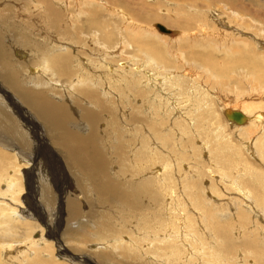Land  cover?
I'll use <instances>...</instances> for the list:
<instances>
[{"label": "bare ground", "instance_id": "bare-ground-1", "mask_svg": "<svg viewBox=\"0 0 264 264\" xmlns=\"http://www.w3.org/2000/svg\"><path fill=\"white\" fill-rule=\"evenodd\" d=\"M77 1L78 2L70 0L71 3H82L81 7L83 5L85 7L92 5L94 6L95 4L99 3H104L105 6H109V8L113 10V12L110 13V17H117L123 24L122 28L124 30L122 42L123 44H126V48L124 46H120L122 49H116L115 51L117 52L109 51L114 49L115 46V48H117V43H113L115 33L112 30L109 31L110 26L108 24H106L105 22L104 24L98 23L97 19L94 18L90 19L89 22L91 26H94V28L87 30L86 36L90 37L91 43L94 42V45H97L100 50L107 49V51L105 52L106 54L103 53V56L100 55V57L97 54L93 53V51H85L83 49L81 50L79 49V47L76 48V46H78L77 41H73V43L71 44L69 43L70 46L64 48L60 44H55V41L53 40L54 42H48L47 45L42 47V49H37L35 48L38 46V44H36L34 41V39L36 38L33 34L34 31L27 30V28L35 29L34 24L43 20L42 22L47 23V25L52 30H54L56 26L60 22H62L60 21L61 14L57 8V4L67 2V0H0V80L2 81L1 83L8 90L13 92V95L17 99H19L29 111L36 115L35 117L43 122L47 132L52 136L51 139L53 144L62 151L67 163L71 167L76 169V171L79 173L78 175H81V178L85 176L86 180L90 183L96 193L99 194V196L97 195L99 199H102L104 203L107 204L112 200V202H114L115 199L113 198L116 196L119 199L118 205L127 208V206L129 207L133 204V194L135 195L134 200L140 195H136L137 192L135 188H133L135 185L133 187L127 186L126 188H122L123 186H118V184L114 182V179L113 177H111L112 175L110 176L109 172L110 163H108L107 157L104 155V153L99 151V148L96 145L97 134L100 133L99 123L101 124V116L103 115V113H108L113 119V122L108 123V126L110 125V127H112V129H108V132H116V139H114L116 141L117 138H121V136L117 134L121 133L124 137V131L127 128H125L124 126L122 127V123H124L122 122V117H124V119L128 121L126 122L127 126L129 125L128 123H133L134 125L136 124L134 122H137L139 124L136 125L135 129L137 130L140 128L143 131L141 132L139 130L141 132V137H139L135 143L147 147V149H150L151 141L154 138L157 139V143H164V140L166 138L168 139V135H170L171 133V131L169 130L174 129L175 132H173V134H179V136L183 138L181 142H178V144H176V142L174 146L176 147V149H179L180 146L188 147V150L178 152L180 157L173 159V162H180L182 159H184L186 156V152H188L190 149L197 153L198 149L207 150V148H209L207 152L210 154L209 157H212V154L214 159L216 156L218 157V160L216 162L222 164L225 163L223 161H226L225 164H227L228 167L234 166V151L232 150L233 146L227 140L228 135L224 132L225 128L230 130L231 128L225 127V124L221 122V124L217 127V131L219 133L215 134L214 141L217 140V142H215L216 148L221 153H215L216 148L212 146L211 136L207 133L210 131H207L205 134H203L202 129L206 130L208 128L205 124V121L207 120V114H209L210 110H212V107L214 106L213 99L216 101L218 99L214 98L215 92H217L218 90H222L225 85L224 83H231V78L235 79V77H231V73L233 74L237 70L239 65L247 64L250 65L251 68L257 69L258 73H256V75L254 74V79H256L255 84L260 85L262 82H264V58L257 57L256 55L253 59L247 60L242 56L241 53L235 52L244 51V49L248 46L253 47L256 51L257 49H259L256 45L258 44L261 46L258 34H264V0H161V3L167 2L176 4L175 9L166 7L161 11L158 10L160 8L158 6V1H156L154 4H152L149 0H106V2H104V0ZM10 3H12V6L10 5ZM67 4L70 5V3L68 2ZM13 5H15V7ZM26 5H28L29 11H27L28 9L26 10L25 7L24 9L29 13L25 15H27L26 17L28 18V21L30 20L29 23L26 19H23L25 16L23 18H20V15H24V11L21 10V7ZM116 5H122L120 6L122 10L120 9L119 13L116 12L117 8H119ZM61 6L64 7L63 5ZM70 7L73 6L70 5ZM100 7L101 5L99 6V8ZM79 10L80 9H77L75 12ZM80 11L78 13H82V11ZM73 19H69L70 27H68L71 30L67 31V33L70 34L74 31L75 27L78 26L75 25V21H73ZM118 19H115L113 25L117 29L118 22H116V20ZM151 21H162L166 25L179 27L182 29V32L176 33V31L165 27L161 22H155L153 23V27L155 29H157L155 27V24L159 23L160 25L171 31L170 33H163L157 29L159 33L164 34L160 35L156 32V30L149 28L151 27ZM13 22H16L17 24H13ZM24 24H26V26L21 27ZM69 28H65V31ZM75 30L79 31L77 29ZM61 31L59 36L60 40L63 37L62 35H64ZM81 31H83V29ZM15 33L20 36L18 37L19 39L16 38L17 41L14 42L13 39L11 40L10 38L11 36L13 37V34ZM256 34L257 36H255ZM197 36H203V38L205 39H199ZM128 38L131 39L129 42H126ZM179 41L181 42L182 46L186 48V51H184V54L182 55L184 63H179L174 58H170L169 56H167L168 50L160 48L162 42L163 44L167 45L171 42L178 43ZM6 42H8L10 46H15V48L10 52L13 57L17 58V60H25L27 62L30 59L31 54L32 56L38 55L40 57L39 59L42 60L39 68L43 70V73H41V71L38 69L40 71V75L33 74L32 76H29L27 73L24 74L23 69L25 68V66L18 64L16 63V61L9 58V45H7ZM196 45H204L207 47V49H210V52H205L204 54L194 52L193 47H195ZM32 46H35L34 49ZM16 47H18V49H16ZM24 47L34 51H29L32 52L30 54L29 52L24 51V49L22 50V48ZM127 48L131 50H137L139 51V54H137L133 58H127L126 60V57L124 56V58L118 59V55L120 54V52L118 53V51H122L123 49ZM94 49L95 48H92V50ZM215 52H219V54H221L220 57H215ZM142 59H144L143 63H138L137 60ZM12 62H14V64H12ZM198 63H200L202 66L200 65L201 67H198ZM195 64L197 65L196 68H204L205 75L203 74V76H201L198 72H194V67L196 66ZM192 66H194V69L192 68ZM30 71L33 72L35 70L34 68H31ZM49 71L55 73L59 77L64 76L71 82L73 81L71 88L67 92H64L62 94L60 93L61 98H56V95L52 96V94L50 93L47 94V91L44 92L43 90H41L42 88H45L46 90V86L49 85L50 82H52L45 76V72ZM213 77L218 78L217 80H213L211 79ZM242 78L239 77V79L244 80ZM236 88L238 89L242 87L237 86ZM211 89L212 91H210ZM134 90L140 92L139 95H141L143 98H145L147 95L150 96L149 99L151 98L155 107L151 108V111H153L155 115H151L146 111L143 113V111L139 107V109L135 107L134 111H137V114L134 115L135 118L131 115L127 116L125 114L122 116L121 111L123 107H120L119 99L122 100L123 94H126V96H128V91H133V93H136L134 92ZM242 92L243 91H240V93ZM211 94H213V97L211 96ZM262 94H264V91ZM73 97L75 106L71 107L69 106L71 104L69 103V100ZM142 97L141 99L143 101ZM61 99L68 100L69 105ZM121 105L123 104L121 103ZM235 105L238 106V104ZM235 105L231 104L229 100L222 102L221 113H223L225 119L235 127L232 128L235 131V136H242L244 139L248 140L244 142L245 149L249 150L252 153L255 150H253L252 141H259L258 151L264 157V112L257 110L261 108V106H259L257 103H246L241 105L239 104V109L236 108ZM5 107V104H3L1 100L0 130L6 132V134H9V136L17 137L19 146H25V144L27 143V138L25 139L23 137V133H19L16 131L14 121L15 118L14 116L7 113V109H5ZM125 107L126 106H124V108ZM181 107H183L184 109ZM230 110L239 111L244 114L245 121L239 123L234 120L227 119L225 113ZM204 113L206 114L205 119H203ZM1 120H4V123H2ZM170 120H173V124L175 123L176 125H178L177 129L175 128V125H170V129L165 130L166 127H164V125L167 123V121H169L170 124ZM117 121L120 122V127L118 126L119 130L116 125ZM251 128H254L255 132H252ZM104 129L107 130V127ZM130 129L133 130V128ZM127 130L128 129H126V131ZM253 133L257 134H254L253 136ZM246 134L251 135L245 137ZM0 137H2L1 133ZM197 137L202 139V142L199 141L201 143V146L199 148L193 147L190 143L188 144V141H190V139H197ZM0 142L6 145L3 142V139H1ZM5 142L8 143L7 138H5ZM127 142L128 139L125 141L119 140L116 142V147L120 150V152L118 153L122 154V161H129V157L131 156L129 154L127 155L125 152V146ZM154 144H156V142ZM165 147L167 148L168 146L165 145ZM212 147L214 148V150L212 149ZM19 149H21V147ZM35 152L36 151H34V153ZM145 152L143 153L145 154L146 158L147 156ZM221 156H223L224 160L221 159ZM147 159L150 160L149 158ZM12 164L13 158H11L6 152L0 150V180L3 179V177H5L6 175V172L3 170L4 167L10 166ZM212 164L214 165V162ZM189 167L191 166H189L188 164L187 168ZM154 168L155 167H153V169ZM168 169V165L161 164V169L155 170L152 173L156 174L160 172L159 174H156L154 176L156 178L164 177L167 173H170V170L167 172ZM206 171L210 175H214L212 174L211 170L207 169ZM191 174L192 171L190 174L187 173V175L185 176L187 179L184 180L185 182L182 184V189H180L183 191L182 193L186 195V199L189 200L188 204H191L192 208L197 213H199L198 219L201 221L203 227L208 231L210 241L207 243L206 249H208L209 256L219 261V259L224 256L225 250L223 251L221 250L222 248L220 249V241L217 237V234L220 236L222 241L228 238V233L225 231V227L228 230L230 218L224 220L229 216H227L228 214L222 207L223 205H216L215 203H211L210 201L206 200L207 198H204V190L202 194V192H200L201 190H198V186L196 187V183L199 179L198 177L201 176L200 171L198 170L195 174ZM240 175H237L236 177L238 178ZM171 178L172 177H168V179L170 180ZM237 178H233L232 180H230V176L225 174L224 176L221 175L219 177V181L217 182L222 183L224 186L223 188L221 187L223 195L233 193L237 195L235 196L237 199H235V197H230V200L232 201L231 203H228L229 207L227 208V210H229V208H233V206H236L238 211L243 213H253L254 211V216L256 219L262 218L264 220V179L261 177L263 179L261 182L253 181L250 189V186L242 187L241 185H239L237 183ZM192 179L193 181H191ZM225 180L230 181L225 182ZM10 183H12L13 185V182L10 181ZM150 184L151 181H143L138 186L143 192H146V190H148L147 188H150ZM12 185L7 186L11 187ZM207 192L209 193L208 190ZM169 193L174 195L172 189ZM167 196L169 195L167 194ZM211 197L212 195L210 194L209 199L213 200L211 199ZM54 199H56V196L53 194H50V196H46V200L48 202L50 201L51 203H53L52 201H54ZM105 199H107V201L109 202H106ZM16 201H18V199L12 197L11 195H9L6 200L0 201V264H8L7 260L3 256H1L4 253L1 254V252L2 250L5 252L11 251V244H9V241H20L17 243H24L25 241H29L28 246L25 250H23L22 254L18 253L19 255H14V257L17 258H19L18 256L21 255L20 261H23L27 264H56V262L52 258L47 260L46 258H44L45 254L49 257L52 251H49V249H51V244L43 240V230L39 232L40 236L36 237L37 239L30 238L27 234V231L30 230L33 226H31L29 220H23L18 217L19 207H17L18 205L15 204ZM172 201L174 200L172 199ZM171 203L168 201L166 203V208L169 207L167 205ZM163 206L164 204L162 205V207ZM80 207V203H78L76 200H67L64 205H60L57 208L59 214H61L62 212L61 208H64L63 216L65 215L64 221L66 224H64L66 225V227H63L64 229L62 231V237H66L65 243H70V237L74 236L75 238L73 239L75 240V243L80 242L79 245H81V243L83 244L86 242L88 235L90 234V230L88 229L89 227H87L88 224H86V222L83 221L82 218L83 209H80ZM28 211V213L31 215L30 208H28ZM147 215L148 214L143 210L140 218L147 221ZM18 219H21V221H19ZM194 220H196V218H192L190 216L188 217V227L192 228V222ZM74 222L79 224L76 228L72 227L71 225V223ZM21 225L24 226V230ZM16 228L18 229L17 232ZM58 230L60 231V229ZM123 241L126 243H130V241ZM110 242H112V240ZM41 243H44V245L41 246ZM38 244L40 247H42L41 250L40 248H38ZM30 251H32V253L34 254L32 257ZM43 251L46 252L44 255H42ZM16 252H20V249H17V251L15 250L14 254ZM104 252L97 256L98 259L104 261L110 259V255ZM28 253L29 255H27Z\"/></svg>", "mask_w": 264, "mask_h": 264}, {"label": "rangeland", "instance_id": "rangeland-1", "mask_svg": "<svg viewBox=\"0 0 264 264\" xmlns=\"http://www.w3.org/2000/svg\"><path fill=\"white\" fill-rule=\"evenodd\" d=\"M72 1L78 2L77 0H72ZM149 1L152 4L158 1L159 3L158 6L160 7V8L158 7L159 8L158 10L160 11L164 10V8L166 7L175 9V6H176V4H171L167 2L161 3L162 2L161 0H149ZM67 2L70 3V5H72L73 7H70V5L67 4ZM67 2H64V3L58 2L59 4H57L58 6L57 8L61 14V17L62 16L63 17L62 18L60 17V21L62 22H60L54 30H52L47 25V23L42 22L43 20H41V22H38V23L36 22V24H34L35 29L27 28V30H31V31L33 30L34 31L33 34L35 35L34 37L37 38V39L35 38L34 41L36 44H38L39 47L34 46L35 48L42 49V47L47 45L48 42L53 41V40L55 41V44H60L64 48H67L68 46H70L71 43H73V41H77L78 46H76V48L79 47V49L81 50L83 49L85 51L86 50L93 51V53L97 54L98 56L100 55L103 56V53L106 54L105 52L107 51V49L100 50L97 45H94V42L91 43V38L86 36L87 30L94 28V26L93 25L91 26V24L89 23L90 19H94V18L97 19L98 23L104 24L105 22L106 24H108L110 26L109 31L112 30L115 33L113 43H117L116 44L117 48H115L116 47L115 46L114 49L109 50V51L117 52L115 51L116 49H122L120 46L125 47L126 44H123L122 42L123 41V30H124L122 28L123 24L117 17L116 18H114V16L110 17V13L113 12V10L110 9L109 6H105L104 3L103 4L99 3L101 5L100 8H99L100 6L99 4H95L94 6L92 5L88 7H85L83 5L81 7L82 3L80 2L79 4L71 3L70 0L69 1L67 0ZM104 2H106V0H104ZM60 4L63 5L64 7H62ZM66 4L69 6H67ZM10 5L12 6V3H10ZM13 6L15 7V5ZM116 6L119 7L117 8V11H116L117 13H119L121 9L120 6L122 5H116ZM24 7L27 10L28 5L21 7V10L26 13L23 12L24 15H20V18H23L25 16L23 19H26L27 22L29 23L30 20L28 21V18L26 17L27 15H25L29 13L27 12L29 11V9L26 11ZM75 8L80 9L82 13H78L80 10L75 12L77 10ZM63 12L64 13L66 12V13L64 14ZM72 16L74 19L72 18ZM70 18L73 19V21H75V25L76 26L78 25L81 30L83 29V31H81L77 26L75 27V29L79 31H76L74 29L75 32L73 31L71 32V34L67 33V31L71 30L69 28ZM14 19H17V18H14ZM115 19H118L116 20V22H118L117 23L118 29L115 26H113ZM151 22H152L150 23L151 27L149 28L156 30L157 33L159 32L157 31V29L153 27V23L155 22H161L165 27H168L169 29L176 31V33L182 32L181 28L166 25L162 21H151ZM15 23L13 22V24ZM24 26H26V24L22 25L21 27H24ZM64 27L69 28V29L65 31ZM21 29H24V28H21ZM59 30L60 31L62 30L61 32L64 34L62 35L63 37L61 38V40L59 37L60 36ZM35 33H38V34H35ZM159 34L164 35L162 33H159ZM19 36L20 35H17L15 33L13 34V37L11 36L10 39L11 40L13 39V41L15 42L17 41L16 38H18ZM51 36H52V39H51ZM64 36L67 39H65ZM255 36H257V34ZM258 36L261 42V46L258 44L256 46L259 49L255 51L253 47L248 46L247 48L244 49V51H235V52L241 53L242 56L247 60L253 59L256 55L257 57L264 58V34L262 35L258 34ZM197 37L199 39L200 38L205 39L203 38V36H197ZM79 39H82V40H79ZM85 39H88V40H85ZM130 39L131 38H128L126 42H129ZM6 44L9 45L8 42H6ZM11 46L9 45L8 47L9 58L11 60L16 61V63L25 66V68L23 69L24 74L27 73L29 76H32L33 74L34 75L39 74L40 71L41 73H43V70L39 68V65H41L42 60L39 59L40 57L38 55L32 56L31 54L32 52H29V51H34V50H31L25 47L22 48V50L24 49V51H27L31 54L30 59H29L30 62L29 60L26 62L25 60H17V58L13 57L10 51H12L15 48V46L13 45ZM183 47L184 46H182L180 41L178 43L171 42L170 44H167V45L163 44L162 42V44L160 45V48L168 50L167 56H169L170 58H174L179 63H184V60L182 59L183 57L182 55L184 54V51H186V48L185 47L183 48ZM92 48H95V49L92 50ZM193 48H194V52H197V53L204 54L205 52H210V49H207V47L204 45H200V46L196 45ZM16 49H18V47H16ZM98 51H102V52H98ZM119 52L120 54L118 55V59L126 57L125 60L127 58L128 59L133 58L137 54H139V51L131 50L129 48L123 49L122 51H118V53ZM220 55L221 54H219V52H215L214 54L215 57L217 56L220 57ZM143 60L144 59L137 60V61L138 63L140 62L143 63ZM12 64H14V62H12ZM197 65L198 67L202 66L200 63H198ZM197 65L195 67L192 66V68L193 67L195 68L194 72L195 73L198 72L201 76H203V74L205 75L204 68L203 69L196 68ZM31 68H34L35 71L33 72L30 71ZM256 73H258L257 69L251 68L250 65H247V64L239 65L237 70L233 74L231 73V77H235V79L231 78L232 79L230 81L231 83L229 84L224 83L225 85L223 89L215 92L214 98L215 99L218 98V99L217 101L213 99L214 106L212 107V110H210L209 114H207V120L205 121V124L208 128L206 130L201 128L203 134H205L207 131L211 132V133L210 132H207V133L210 134L211 136V144L212 146H214V148H216L215 142H217V140L214 141L215 139L214 136L215 134L219 133L217 131L218 129L217 127L221 123H223L225 124V127L231 128V130L226 129V128H225V131L223 130L228 135L227 140L233 146L232 150L234 151L233 153L234 166H231V167H228L227 164H225L226 161H223L225 163H222V164H220L219 162H216L218 160L217 156L215 157V159L212 154H211L212 157H209L210 154L207 153L209 148H207V150L205 149L206 151L198 149L197 153L190 149L185 154L186 159L184 158L180 162L178 161L173 162L172 161L173 159L180 157L178 152H181V151L183 152V151L188 150L187 149L188 147L180 146L179 149H176V147L174 146L176 142H177L176 144H178V142H181L183 138L179 136V134L177 135L175 133L173 134L175 130L170 129V125H175V128L176 129L178 128V125H176L175 123L173 124V120H170V124H169V121H167V123L164 125V127H166L165 130L170 129L169 131H171L170 135H168V139L166 138L164 140V143L162 142L157 143V139L154 138L151 141L150 149L149 148L147 149V147H144V146L138 145V143H135L137 139L141 137L140 134L143 131L140 128L137 130L135 129L136 125H139V124L137 122H134L136 124L133 125V123L131 124L128 123L129 125L127 126L126 122L128 121L125 120L124 117H122L123 118L122 122H124L125 124L122 123V127L123 126L125 128L127 127L126 129L128 130L126 131L125 129L124 137L122 136L121 133L117 134L121 136V138H117V141L119 140L125 141L128 139L127 143L129 144V146L126 143L125 152L127 155L129 154L131 156L129 157V161L128 160L122 161L121 159L122 154L118 153L120 152V150L117 149L116 147L117 141L114 140L116 139V132H113L115 134H113L112 132H108L109 128L112 129L110 125L108 126V123L113 122V119L108 113H103V115L101 116V119H102L101 124L99 123L100 133L97 134L96 145L98 146L99 151L104 153V155L107 157L108 163H110L109 172H110V176L112 175L111 177H113L114 182L117 183L118 186H123L122 188H126L127 186L133 187L135 185L133 188H135L137 192L136 195L140 194L135 200H134L135 195L133 194V197H132L133 204L131 205L132 207L129 206L130 208L128 206L127 208L119 206L118 205L119 199L116 196L113 198L115 199L114 202H112L113 201L112 200L110 201V203H107L108 205L105 204L102 199H99L98 197L99 194L96 193V191L93 189L90 183L86 180L85 176L81 178V175H78L79 173L76 171V169L71 167L67 163L62 151L53 144L52 139H51L52 136L50 135V133L47 132L46 127L43 124V122L40 121L37 117H35L36 115L32 113L31 111H29L25 107V105H23L22 102L13 95V92L8 90L1 83L2 81L0 80V98L2 100V103L5 104L6 106L5 109H7L6 110L7 113L9 115L14 116L16 131L19 133H23V137L25 139L27 138L26 139L27 143L25 144V146H21V145L19 146L17 137L9 136V134H6V132L0 130V133L3 137V138L0 137V140L3 139V142L6 144L4 145L3 143L0 142V145H2L0 146V148H2L0 150H2L3 152H6L7 154H9L11 158H13V164L10 166H5L3 169L6 172V175L5 177H3V179L0 180V193H1L0 201L6 200L9 195L18 199V201L15 202V204L18 205L17 207H19L18 217L23 220H29L31 226H33L31 227L30 230L27 231V234L29 235L30 238L37 239L36 237L40 236L39 232L43 230L42 232L43 237H44L43 240L51 244L50 245L51 249H49V251L51 250L52 252L50 251L51 254L49 255V257L48 255L45 254L46 253L45 251H43L44 253L42 252V255L45 254L44 258H46V260L52 258L56 262V264H264V220L262 218L256 219L254 216V211L253 213H248V212L243 213V212L238 211L236 206H233V208H231L233 211L230 208L229 210H227V208L229 207L228 203H231L232 201L230 200V197H235L237 195L234 193L223 195L221 191V187L223 188L224 186L222 183H217L221 175L224 176L226 174L230 176V180H232L233 178H237L236 177L237 175L241 174L237 178V183L241 185L242 187L250 186V189H251L253 181L261 182L264 179V173H263L264 172V165H263L264 157L258 151L259 141H254V140L252 141L253 150L255 149L252 153L249 150H246L244 147V142L248 140L244 139L242 136L240 137L235 136V131L234 129H232L235 127L232 126L225 119L223 113H221L222 102L226 100H229L231 104H234V105L238 104V106L235 105V107L239 109H240L239 104L241 105V104H246V103L247 104L257 103L259 106H261V108L257 110L264 112V98H262L264 97V94H262L264 91V82H262L260 85L255 84L256 79H254V74L256 75ZM45 76L47 77V79L51 80L52 82H50V84L47 86L45 85L46 90L45 88H42L41 90H43L44 92L47 91V94L50 93L52 94V96L56 95V98L57 97L61 98V94L64 92H67L71 88V85L73 84V81L71 82L68 78L64 76L59 77L58 75H56L55 73H52L51 71L45 72ZM239 77L241 78L243 77L242 79L244 80L239 79ZM217 78L218 77H213L211 79L217 80ZM237 86H241L242 88L237 89L236 88ZM239 90L243 92L240 93ZM210 91H212V89ZM134 92L136 93H133V91L131 92L128 91V94H127L128 96H126V94L125 95L123 94L122 100L119 99L120 107L121 108L123 107L121 111L122 116L125 114L127 116L131 115L132 117H134V115L137 114V111L136 112L134 111L135 107L137 108L139 107L143 111V113L146 111L150 113L151 115H155L154 112L151 111V108H155V107H154V103L151 100V98L149 99L150 96L147 95L145 98H143L141 95H139L140 92H138L137 90H134ZM211 96L213 97V94H211ZM141 97L143 98V101ZM71 99L69 100V103H71L70 105L68 104V100H65V99H61V100H63L69 106L72 107V106H75L74 97ZM121 103L123 105H121ZM124 106L126 107L124 108ZM203 116H204L203 119H205L206 114L204 113ZM1 122L4 123V120H1ZM119 124L120 122L117 121L116 122L117 127L118 126L120 127ZM106 127H107V130L104 129ZM119 127H118V130H119ZM130 128H133V130ZM251 130L252 132H255L254 128H251ZM251 134H246L245 137H248ZM254 134H257V133H253V136ZM253 136H252V139H253ZM4 137L7 138L8 143L5 142ZM239 140L243 142H240ZM199 141L202 142V139L197 137V139L196 138L190 139V141H188V144L190 143L193 147L199 148L201 146L200 145L201 143ZM155 142L156 144H154ZM29 143L32 147L34 145L35 146L32 148L29 145ZM165 145L168 146L167 147L168 149L165 147ZM12 147H14L17 150H15ZM20 147L21 149H19ZM214 148L212 147L213 150ZM144 150L147 152H145ZM34 151L36 152L34 153ZM143 152L146 153V156H147L146 158ZM215 153H221V152H219V150L216 148ZM147 158H149L150 160H148ZM221 159L224 160L223 156H221ZM213 162H214V165L212 164ZM161 164L168 165L169 169L167 170V172L170 170L169 171L170 173L166 172L167 173L166 176L156 178L154 175L159 174L160 172L156 174H153L152 172L155 170L161 169ZM188 164L191 167L187 168ZM153 167L155 168L153 169ZM255 168L257 172L255 171ZM197 169L201 173V176L198 177L199 179L196 183V187L198 186L197 187L198 190H201L200 192H202V194L204 190V198L206 197L207 198V199L205 198L206 200L210 201L211 203H215L216 205L217 204L220 206L223 205L222 207L228 214L227 216H229V217L226 216L227 218L224 220H227L228 218H230L228 230L225 227V231L228 233V238L222 241L220 236L217 234V237L220 241V244H219L220 249L222 248L221 250L223 251L225 250L224 256L221 259H219V261L209 256L208 249H206L207 243L210 241V236L208 234V231L203 227V225L201 224V221L198 219L199 213H197L192 208L191 204H188L189 200L186 199V195L183 194L182 193L183 191L181 190L182 184L185 182L184 180L187 179L185 177L187 173L190 174L192 171L191 175H193L198 171ZM207 169L211 170L212 174L214 175L213 176L210 175L206 171ZM168 177L169 178L172 177L171 180L168 179ZM230 180L228 181L225 180V182H229ZM10 181L13 182V185L12 183H10ZM143 181H147V182L151 181L150 188L148 187L147 188L148 190H146V192H143L141 188L138 186ZM191 181H193V179ZM127 182H128V185H127ZM7 185L8 186L12 185V186L8 187ZM171 189L174 195L169 193ZM207 190L212 195L211 199L213 200L209 199L210 194L207 192ZM263 193H264V189H263ZM50 194H53L56 196V199H54V201L56 202L52 201L53 203H51L50 201L48 202L46 200V196L47 195L50 196ZM167 194L169 196H167ZM171 198L174 201H172ZM235 199L237 198L235 197ZM67 200L68 201L76 200L78 203H80L81 205L80 209H83L82 210L83 221H85L86 224H88L87 227H89L88 229L90 230V234H89L90 236L88 235L86 242L83 244L81 243V245H79L80 242L75 243V240L73 239L75 238L74 236L70 237L71 238L70 243H65L66 237H62L63 236L62 231L64 229L63 227H66L65 225L66 223L64 221L65 215L63 216L64 208H61L62 210L61 214H59L57 208L60 205L61 206L64 205L67 202ZM105 201L109 202L107 201V199H105ZM168 201L170 203L172 202L171 204L173 208L171 204L167 205L169 207L166 208V203ZM163 204L164 206L162 207ZM28 208H30L31 215L28 213L29 212ZM140 210L142 212L144 210L148 214L147 221L140 218L142 214ZM189 216L192 218H196V220L192 222V228L188 227L187 221H188ZM21 219L20 220L18 219V220L21 221ZM71 225L72 227L76 228L79 224L74 222V223H71ZM21 226L24 230L25 229L24 226L23 225ZM58 229H60V231ZM17 230L18 229L16 228V232ZM57 232H58V235H57ZM134 237H135V240H134ZM111 240L112 242H110ZM123 240H126L128 242L130 241L132 246L130 243H126ZM9 242H10L9 244H11V247H10L11 251L5 252L2 250L1 254L2 253L4 254H2L1 256H3L7 260L8 264H27L23 261H20L21 255L18 256L19 258L14 257V255L17 256L19 255L18 253L22 254L23 250H25L26 247L28 246L29 241H25L24 243L23 242L17 243L20 241H17V242L9 241ZM40 245L43 246L44 243H41ZM38 248H40L41 250L42 247H40L38 244ZM17 249H20V252H16L14 254V251L15 250L17 251ZM30 252L32 254L31 255L32 257L34 254L32 253V251ZM103 252L110 255V259L105 260V261L98 259L97 256ZM27 255H29V253ZM1 264H6V263H1Z\"/></svg>", "mask_w": 264, "mask_h": 264}, {"label": "water", "instance_id": "water-1", "mask_svg": "<svg viewBox=\"0 0 264 264\" xmlns=\"http://www.w3.org/2000/svg\"><path fill=\"white\" fill-rule=\"evenodd\" d=\"M155 27L163 33H170L171 32L169 29H166L165 27H163L159 23L155 24ZM225 116L227 117V119H231V120H234V121L239 122V123H242L245 121V115L239 111H231V110L227 111L225 113Z\"/></svg>", "mask_w": 264, "mask_h": 264}]
</instances>
